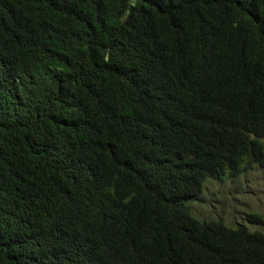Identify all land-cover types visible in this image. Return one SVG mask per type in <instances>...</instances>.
Here are the masks:
<instances>
[{
	"label": "trees",
	"instance_id": "trees-1",
	"mask_svg": "<svg viewBox=\"0 0 264 264\" xmlns=\"http://www.w3.org/2000/svg\"><path fill=\"white\" fill-rule=\"evenodd\" d=\"M263 141L264 0H0V264H264Z\"/></svg>",
	"mask_w": 264,
	"mask_h": 264
},
{
	"label": "rangeland",
	"instance_id": "rangeland-1",
	"mask_svg": "<svg viewBox=\"0 0 264 264\" xmlns=\"http://www.w3.org/2000/svg\"><path fill=\"white\" fill-rule=\"evenodd\" d=\"M190 209L199 220H220L227 226L243 223L247 213L264 216V168L254 167L233 180L207 181ZM250 230L264 233L259 227Z\"/></svg>",
	"mask_w": 264,
	"mask_h": 264
}]
</instances>
